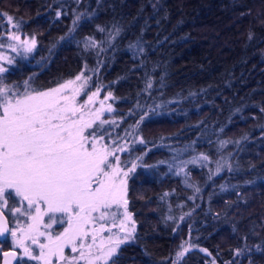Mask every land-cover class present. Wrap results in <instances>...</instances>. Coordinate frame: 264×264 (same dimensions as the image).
Listing matches in <instances>:
<instances>
[{"label": "trees", "instance_id": "obj_1", "mask_svg": "<svg viewBox=\"0 0 264 264\" xmlns=\"http://www.w3.org/2000/svg\"><path fill=\"white\" fill-rule=\"evenodd\" d=\"M2 12L35 40L3 89L82 74L78 107L98 89L111 106L84 107L107 121L84 135L99 126L98 148L141 159L127 178L134 238L108 264H189L203 249L264 264V0H0ZM197 152L208 159L190 166Z\"/></svg>", "mask_w": 264, "mask_h": 264}, {"label": "snow or ice", "instance_id": "obj_2", "mask_svg": "<svg viewBox=\"0 0 264 264\" xmlns=\"http://www.w3.org/2000/svg\"><path fill=\"white\" fill-rule=\"evenodd\" d=\"M0 15L7 16L6 13ZM7 19L11 21L13 18L7 16ZM15 27L19 28V24ZM11 37L20 41L15 33ZM20 44L25 52H31L35 40L20 41ZM88 46L86 43L85 47ZM9 63L12 61L9 60ZM6 71L0 65V73ZM81 75L76 76L75 80L80 81ZM73 83L70 80L58 88L26 92L23 96H10L6 89H0V237L8 234L13 238L14 244L23 250L20 259L29 257L41 260L43 264H52V257L65 260L64 249L67 247L71 252H77V242L87 239L90 233L95 244L97 233L104 231V226L101 224L100 228H93L92 225L97 220L104 221L114 204L123 205L126 218L131 220L126 211L128 201L125 196L127 178L137 165L131 163L127 170L114 166V163L119 164L116 151L124 149L110 151L107 145L98 148L96 140L99 126L89 132L88 136L84 135L86 129L92 128L94 121L84 119L83 109L93 103V96L97 95L99 89L92 95L85 92L87 100L76 107L74 101L79 94L77 89H71V97L61 95ZM95 119H99L98 114ZM143 119L142 116L141 121ZM100 123L102 125L107 121ZM88 137H92V143H88ZM99 139L102 140L103 137ZM140 142L146 143L142 139ZM109 157H113L114 161H110ZM204 159L208 158L205 156ZM217 170L219 171V165ZM6 195L20 206H10ZM5 210L13 216L20 213L24 217H30L31 223L27 230L9 228ZM45 216L48 217L47 224H44ZM65 223L67 227L55 237L40 230L41 226L49 229L53 224ZM17 231L20 232L19 239ZM121 231L125 232L123 239L117 238L99 256L92 255V245L86 247L80 243L78 256L72 257L67 264H79L81 260L86 261V264H95L96 260L101 259L104 264H108L119 246L134 238V221L131 228L125 230L121 227ZM39 237H46L47 243L40 244ZM26 240L39 245V255H32ZM109 240L111 241V236ZM181 249L177 253L178 257L188 251L184 244ZM4 255L16 258L17 253L12 251ZM112 264H115L114 260Z\"/></svg>", "mask_w": 264, "mask_h": 264}, {"label": "rangeland", "instance_id": "obj_3", "mask_svg": "<svg viewBox=\"0 0 264 264\" xmlns=\"http://www.w3.org/2000/svg\"><path fill=\"white\" fill-rule=\"evenodd\" d=\"M2 13H4V12H2ZM7 16H11V15L7 14ZM7 16H3L2 15V19L0 20V26H1V24L3 22H5L7 24L6 26H4V27L7 28L6 30H3V29L0 30V65H2L4 68H9V66H10L9 60L12 61L13 57L19 56V55H23L25 53L24 47L21 46L20 41H29V42H31L33 40L32 38L24 35L20 30H17L15 28V21H13V19L11 21H9L7 19ZM12 33L17 34L20 37V41L13 40L12 37H11ZM3 74H4V72L0 73V89H3V85H4V80H3V76L4 75ZM70 80L74 81V83L70 86L69 89L63 90L61 95L71 97L73 95V92L71 91V89H73V88L77 89L79 91V94L76 95V99L74 101V104H75L76 107H78L77 97L80 96L84 92V90H79V88L82 86V81L81 80L80 81H76L75 77H74V79H70ZM70 80L63 81L60 84H57V85L49 87V88H42V89L26 88L23 91V93L21 92V94H18V95L19 96H23L26 92L27 93H33V92L48 91L50 89L58 88L61 84H64V83H66L67 81H70ZM94 93H97V91H95ZM98 93H97V95L93 96V103H91V106H93L96 101H101V100L103 101L105 99V97L104 98H100ZM1 95L2 94H0V97H1ZM16 95L17 94L14 93V94H11L10 96H16ZM90 95H92V93ZM103 102L104 103L102 104L101 109H104V110L107 111L108 109L111 108V106L105 100ZM83 113L85 115L90 116V113H89L88 110H83ZM93 117H95V116H93ZM93 117L91 115L89 120H93L95 122L97 121L96 124L98 123V125H101L100 118L97 120V119H95ZM88 138H90V141L92 142V137H88ZM98 140H99V137H97L96 142ZM218 144L219 143L211 144L208 147V149L205 150V151H207V152H216V151H218V149H219ZM108 150L111 151V150H114V149H108ZM175 151H176V149H175ZM178 151L179 150H177L174 154L171 153L169 155L170 156L168 158L169 162L176 157V153ZM183 152H191V150L183 151ZM202 152L206 155V153L204 151H202ZM199 153L200 152H197L195 154H191L190 155V157L187 160L189 163H191L190 166L191 165H197V164L199 165L200 163L207 161V160L204 159L205 155L199 154ZM115 155L120 157V151H116ZM109 160L110 161H114V158L113 157H109ZM140 161H141V159L138 160L135 157L125 156L124 163H122L121 165L114 163V166L115 167H119V168H121L123 170H127V168L130 167L131 163H135L137 165V162H140ZM158 163H161V160H159ZM188 167H189V165L186 166V167H185V165H183L178 170H182V169L188 168ZM215 171L218 172V170H215ZM175 173H176V171H175ZM186 184L189 185L188 182H186ZM125 199H126V196H125ZM10 206H12V205H10ZM15 206L19 207L20 205L17 204ZM42 210H43V206H42ZM126 211H127V208H126ZM127 214L130 215V213H128V211H127ZM10 215H11L12 221H13V229H24L25 231L27 230L28 225L31 223L30 217H24L20 213H15L14 214L15 219H14L13 214L10 213ZM59 215L60 214H57V216H59ZM47 223H49L48 217L45 216L44 217V224H47ZM101 224H103V226H104V231H101V232L97 233L95 244H93V242L91 240V233H90V235H89V237L87 239L83 240L82 242H80V241L77 242L78 251H79L80 243H83L86 247L88 245H92L91 253H92L93 256L102 255V252H106L107 249L112 246V243L117 238L121 239L125 235V232L121 231V227H123L125 230L131 228L133 226V220H132V218H131V220H128L126 218V216H125V207L123 205L117 206V205L114 204L109 209V216L106 217L104 221L97 220L92 225V227L93 228H100ZM66 227H67L66 223L65 224H53L52 227L49 228V229H45L43 226H41L40 230L48 232V233H51V235L53 237H55L57 235V233L63 232ZM109 229L111 230L110 232H109ZM109 236H111V241L109 240ZM17 238L18 239L21 238L19 231H17ZM25 242H26L27 246L30 248V250L32 252V255H34V256L39 255V252H40L39 245H33V244L30 243V241H27V240ZM10 243L14 244L13 238L11 236H10ZM39 243L40 244L47 243L46 237H39ZM16 246L19 248L18 245H16ZM78 251L74 253V252L70 251V248L66 247L64 249V256H65L66 259L65 260H59L57 257H52L51 258L52 264H62L63 262H65L67 264L68 260H70L72 257L78 256ZM22 252H23V250L19 248L20 256H22ZM239 259L235 260L236 264L241 263L239 261ZM36 261L39 264H43V261H41V260H36ZM99 261H100V263L101 262L104 263V261L102 259L101 260H96L95 262H99ZM79 262H85L86 263V261H83V260H81Z\"/></svg>", "mask_w": 264, "mask_h": 264}, {"label": "flooded vegetation", "instance_id": "obj_4", "mask_svg": "<svg viewBox=\"0 0 264 264\" xmlns=\"http://www.w3.org/2000/svg\"><path fill=\"white\" fill-rule=\"evenodd\" d=\"M6 198L8 199L9 205H12V206L17 205L15 201L12 199V197L6 195ZM4 215L8 220V227L13 228V221H12V217L10 213L7 210H5ZM0 250H2L0 251V264H39L36 260L30 259L29 257H24L23 259H20L21 256L19 254V248L15 244L10 243V235L8 234H6L4 237H0ZM205 250L206 249L201 250L205 258H203L200 261H193L189 264H236V261H235L236 256L231 257L233 255V253L231 252L230 253L232 255L220 261L219 257L217 256L213 258L210 257L209 251L208 250L205 251ZM12 251H15L17 253L16 258H13L11 255L9 256L4 255V253H11ZM134 263L135 264H149L146 261L141 262V263H138V261H135V262L129 261V264H134ZM62 264H66V263L63 262ZM79 264H86V263L79 262ZM95 264H100V261L95 262ZM156 264H163V263H156ZM176 264H181V263L176 262ZM239 264H243V263L241 262Z\"/></svg>", "mask_w": 264, "mask_h": 264}, {"label": "water", "instance_id": "obj_5", "mask_svg": "<svg viewBox=\"0 0 264 264\" xmlns=\"http://www.w3.org/2000/svg\"><path fill=\"white\" fill-rule=\"evenodd\" d=\"M8 226V225H7ZM6 235V234H5Z\"/></svg>", "mask_w": 264, "mask_h": 264}]
</instances>
